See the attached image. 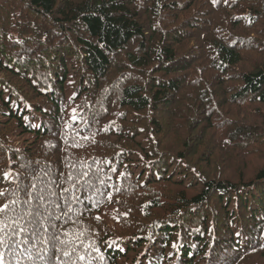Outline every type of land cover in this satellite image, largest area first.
Returning a JSON list of instances; mask_svg holds the SVG:
<instances>
[{
	"label": "trees",
	"instance_id": "1",
	"mask_svg": "<svg viewBox=\"0 0 264 264\" xmlns=\"http://www.w3.org/2000/svg\"><path fill=\"white\" fill-rule=\"evenodd\" d=\"M244 159L264 161V0H0V191L36 183L86 264H264Z\"/></svg>",
	"mask_w": 264,
	"mask_h": 264
},
{
	"label": "snow or ice",
	"instance_id": "2",
	"mask_svg": "<svg viewBox=\"0 0 264 264\" xmlns=\"http://www.w3.org/2000/svg\"><path fill=\"white\" fill-rule=\"evenodd\" d=\"M9 175L5 173L4 178L7 179ZM68 191L69 189H64L65 193ZM12 195L16 198L8 199L7 194L0 191V198L5 200L0 204V264H10L6 260L7 255L21 258L26 256L28 260L40 261L42 264H86L90 255L88 249L98 251L94 246L88 245L84 254H80L79 248L84 246L83 240L79 235L73 236L67 231L48 235L49 228L54 225L48 223L47 216L41 211L46 200L43 190L36 183L31 185L30 191L24 189L25 199L21 200L17 192ZM18 204L26 210L17 212ZM56 219L59 220L60 217ZM28 245L35 250V256L29 251ZM49 252L52 256L48 255ZM52 257H55V262ZM16 264H19V259Z\"/></svg>",
	"mask_w": 264,
	"mask_h": 264
},
{
	"label": "rangeland",
	"instance_id": "3",
	"mask_svg": "<svg viewBox=\"0 0 264 264\" xmlns=\"http://www.w3.org/2000/svg\"><path fill=\"white\" fill-rule=\"evenodd\" d=\"M261 57H262V55L255 54V53L250 55V57L247 56V59H245L242 62V65H241L240 68L242 70H244V71L247 70L251 66V64H253L254 62L256 63L257 59H260V61H261ZM219 160H220V158H219ZM244 162H245V165H246L245 169L244 168H237L235 170L236 173H240V172L245 170L246 176H249L251 173L255 174L256 171L259 169V167L264 165V163H263L264 161H262V160H260V161H251L250 159H244ZM237 164H239V163H237ZM211 168H213V166Z\"/></svg>",
	"mask_w": 264,
	"mask_h": 264
}]
</instances>
